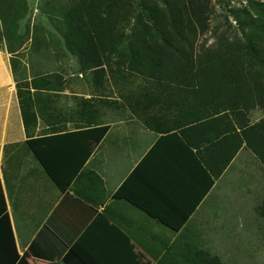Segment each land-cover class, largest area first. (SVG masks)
<instances>
[{
  "label": "crops",
  "instance_id": "crops-1",
  "mask_svg": "<svg viewBox=\"0 0 264 264\" xmlns=\"http://www.w3.org/2000/svg\"><path fill=\"white\" fill-rule=\"evenodd\" d=\"M12 58L0 40V264H15L16 253L29 264H180L179 256L226 232L212 228L223 223L213 212L240 159L251 156L242 141L229 163L241 133L231 112L215 116L229 113L231 120L208 118L211 100L199 105L194 90L149 82L137 93L135 114L127 110L102 123L97 109L69 108V89L49 65L17 62L14 70ZM21 81L30 84L35 102L30 130ZM263 118L251 111L249 125ZM89 124L110 128L83 164L89 142L74 133ZM31 139L46 140L39 149L51 170L63 179L74 176L68 194ZM122 187L131 202L115 197Z\"/></svg>",
  "mask_w": 264,
  "mask_h": 264
},
{
  "label": "trees",
  "instance_id": "trees-1",
  "mask_svg": "<svg viewBox=\"0 0 264 264\" xmlns=\"http://www.w3.org/2000/svg\"><path fill=\"white\" fill-rule=\"evenodd\" d=\"M47 12L68 51L78 58L82 70L94 73L96 85L102 86L113 58L123 56L118 49L126 41L131 57H124L126 62L123 60L117 65V73H124L123 69H127L131 75L143 76L159 88L177 92L194 90L199 105L204 100H211V112L206 115L208 118L231 120L229 113L215 117L231 112L241 133L237 134L238 144L229 157V163L244 141L264 166V118L249 125L251 111L264 113L262 3L251 1L248 7L235 12L244 37L231 40L227 34L217 35L215 31L217 41L213 46L200 42L212 29L214 7L211 0H70L65 4L54 2ZM27 13V0H0V40H5L9 52L14 54V70L23 42V37L18 34L19 23ZM132 18H136L139 24L134 27L133 35L126 37L121 25ZM18 89L24 122L30 130L37 123L35 102L29 84L23 86L19 83ZM130 99V110L133 111L139 105V97L132 95ZM109 128L107 125L89 124L87 129L74 133L85 135L89 142L83 164ZM45 141L31 139L28 143L61 190L68 194L74 176L63 179L51 170L39 149ZM115 197L132 201L123 187ZM257 212L264 221V202L258 206ZM3 222L9 225L11 231L7 214ZM171 228L179 230L180 227ZM190 251L185 255L189 256ZM195 255L196 259L187 260L189 264H209L203 251L197 249ZM16 258L15 264H29L25 257L17 253Z\"/></svg>",
  "mask_w": 264,
  "mask_h": 264
},
{
  "label": "rangeland",
  "instance_id": "rangeland-1",
  "mask_svg": "<svg viewBox=\"0 0 264 264\" xmlns=\"http://www.w3.org/2000/svg\"><path fill=\"white\" fill-rule=\"evenodd\" d=\"M68 1L27 0L28 13L19 23L18 34L23 37L22 48L18 52L22 60H19V64L27 63L31 67L38 63L49 65L54 79L61 78L63 87L66 83L69 89V108L79 107V111L85 113L89 109H97V115L104 114L102 123L110 122L130 110V97H136L139 90L147 87L150 81L143 76L131 75L127 69H123L124 73H117V65L123 60L126 62L124 57H131L128 42L124 41L118 49L123 56L116 55L113 58L102 86L96 85L94 73L82 70L78 58L68 51L62 35L47 14L54 2L65 4ZM251 1L264 5V0H211L214 7L212 29L200 42L207 46L215 45V31L217 35L227 34L231 40L244 37L235 12L248 7ZM136 24H139L138 20L132 18L121 25L126 37L133 35ZM20 84L24 86L29 83L21 81ZM135 111L130 110L129 114H135ZM255 116L261 117L259 113H255ZM251 152H247L251 155L249 158L245 154L240 159L235 174H230L226 192L215 206L217 209L214 208L213 213L217 216L214 219L223 220V223L214 224L212 228L226 227V232L214 233V239L201 241L197 248L191 249L189 256H179L181 264H189L187 260L196 259L197 249L205 253L209 264H264V221L257 212L258 206L264 202V166Z\"/></svg>",
  "mask_w": 264,
  "mask_h": 264
}]
</instances>
